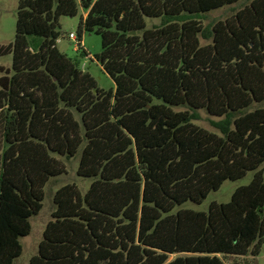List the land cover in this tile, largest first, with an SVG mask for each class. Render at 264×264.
<instances>
[{
	"label": "trees",
	"instance_id": "16d2710c",
	"mask_svg": "<svg viewBox=\"0 0 264 264\" xmlns=\"http://www.w3.org/2000/svg\"><path fill=\"white\" fill-rule=\"evenodd\" d=\"M233 12L225 20L211 14ZM79 16L76 56L57 49ZM84 34L114 88L81 60ZM0 264H14L44 189L80 151L29 264H226L264 244V0H19L0 45ZM202 114L206 115L203 119ZM207 121L208 131L197 122ZM253 172L226 204L200 205ZM171 256H176L169 261Z\"/></svg>",
	"mask_w": 264,
	"mask_h": 264
},
{
	"label": "rangeland",
	"instance_id": "374dc122",
	"mask_svg": "<svg viewBox=\"0 0 264 264\" xmlns=\"http://www.w3.org/2000/svg\"><path fill=\"white\" fill-rule=\"evenodd\" d=\"M245 4L249 3V0H243ZM19 0H0V45L8 46L14 42L16 31V19ZM233 12L228 9H223L211 14V20L219 21L225 20L231 16ZM80 17H62L59 21L61 37L57 42V49L60 53L66 55L68 58L76 56L78 49L77 41L70 39V34L76 35L77 40V27ZM81 49L86 50L90 57L81 60V69L84 72L90 74L94 79L97 86L108 92L114 88L113 81L104 73L99 63L96 62L95 56L101 52V39L95 34H84L81 40ZM12 65V56H5L0 58V66L7 69ZM264 107V104L261 106ZM203 119L206 118L205 114H202ZM200 127L214 131L207 121H200L196 123ZM80 151L78 154L67 160L65 158H58L66 168V173L62 176L56 177L46 185L45 199L43 202V208L40 213L30 219L31 233L28 237L21 239L23 247L22 255L15 260L14 264H29L30 259L37 254L38 246L43 238V231L47 223L51 220V214L54 210L53 196L55 192L64 185H76L82 193H84L90 186L92 180L82 179L77 176V169L80 160ZM264 168V165H263ZM254 173L249 172L243 179L238 181H226L221 188L216 192H211L209 196L200 204L196 205L191 202H187L181 207L176 208L173 213H176L179 209L192 210L196 212H207L210 204H226L229 203L235 190L239 187L248 185ZM176 256H171L169 261L173 260ZM226 264H264V244L262 246L259 256L256 258L233 257L225 260Z\"/></svg>",
	"mask_w": 264,
	"mask_h": 264
},
{
	"label": "built area",
	"instance_id": "2783aa9c",
	"mask_svg": "<svg viewBox=\"0 0 264 264\" xmlns=\"http://www.w3.org/2000/svg\"><path fill=\"white\" fill-rule=\"evenodd\" d=\"M70 39H71V40H74V41H77V40H76V35L73 34V33L70 34Z\"/></svg>",
	"mask_w": 264,
	"mask_h": 264
}]
</instances>
